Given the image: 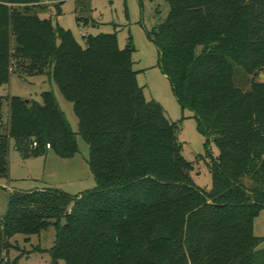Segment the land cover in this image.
I'll list each match as a JSON object with an SVG mask.
<instances>
[{
	"label": "trees",
	"instance_id": "16d2710c",
	"mask_svg": "<svg viewBox=\"0 0 264 264\" xmlns=\"http://www.w3.org/2000/svg\"><path fill=\"white\" fill-rule=\"evenodd\" d=\"M39 1L0 0V85L12 73L47 75L73 103L79 131L52 90L41 102L12 97L0 121V178L12 142L25 157L51 149L71 158L79 134L97 185L77 195L10 192L0 264L17 234L30 240L50 227L55 264H264V237L254 234L264 210V0H167L168 16L149 34L176 98L218 149L210 192L193 181L178 124L146 99L133 50L115 33L81 45L35 11ZM235 65L253 75L250 90L236 86ZM3 106L0 96V114Z\"/></svg>",
	"mask_w": 264,
	"mask_h": 264
},
{
	"label": "rangeland",
	"instance_id": "374dc122",
	"mask_svg": "<svg viewBox=\"0 0 264 264\" xmlns=\"http://www.w3.org/2000/svg\"><path fill=\"white\" fill-rule=\"evenodd\" d=\"M57 0H40L35 11L41 17L51 18L54 24L71 30L77 41L85 46L86 37L100 33H115L120 48H131L137 82L143 87L147 100H155L165 110L166 116L179 126L178 139L186 160L193 162L191 176L195 184L206 192L213 188L211 158L218 155L213 141L207 142L192 111L183 109L176 98L169 78L159 65V50L149 34L168 16L170 4L167 0H64L61 14L56 13ZM234 82L241 90H250L253 75L235 65ZM264 81V72L261 73ZM52 90L64 111L72 129L79 131V120L73 103L66 99L54 81L47 75L36 74L22 78L12 73L9 82L0 85V96L4 98L0 121H8L7 113L12 97L42 101V94ZM79 151L71 158L60 157L54 150L23 156L11 143L9 150V176L0 178V217L8 211L10 192L37 191L57 188L77 195L94 189L96 180L89 168L90 148L78 134ZM254 234L264 237V210L255 218ZM5 256V264H55L50 249L55 242V230L50 227L39 235L26 240L17 234ZM58 264H66L59 260Z\"/></svg>",
	"mask_w": 264,
	"mask_h": 264
},
{
	"label": "built area",
	"instance_id": "2783aa9c",
	"mask_svg": "<svg viewBox=\"0 0 264 264\" xmlns=\"http://www.w3.org/2000/svg\"><path fill=\"white\" fill-rule=\"evenodd\" d=\"M37 145V143L35 142L34 143V146H36ZM51 146H50V144H47V148H50Z\"/></svg>",
	"mask_w": 264,
	"mask_h": 264
},
{
	"label": "water",
	"instance_id": "95a60500",
	"mask_svg": "<svg viewBox=\"0 0 264 264\" xmlns=\"http://www.w3.org/2000/svg\"><path fill=\"white\" fill-rule=\"evenodd\" d=\"M25 102L28 103L29 102V99H26Z\"/></svg>",
	"mask_w": 264,
	"mask_h": 264
}]
</instances>
